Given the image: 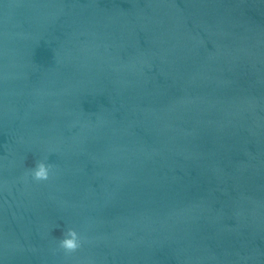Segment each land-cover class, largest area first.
Masks as SVG:
<instances>
[{"label":"water","instance_id":"1","mask_svg":"<svg viewBox=\"0 0 264 264\" xmlns=\"http://www.w3.org/2000/svg\"><path fill=\"white\" fill-rule=\"evenodd\" d=\"M0 264H264V0H0Z\"/></svg>","mask_w":264,"mask_h":264},{"label":"clouds","instance_id":"2","mask_svg":"<svg viewBox=\"0 0 264 264\" xmlns=\"http://www.w3.org/2000/svg\"><path fill=\"white\" fill-rule=\"evenodd\" d=\"M53 165L46 164L44 161L36 163L35 167L31 169L32 178L35 181H47L50 178V171ZM59 247L66 253L75 252L81 247V240L78 233L74 229H68L63 238L59 241Z\"/></svg>","mask_w":264,"mask_h":264}]
</instances>
